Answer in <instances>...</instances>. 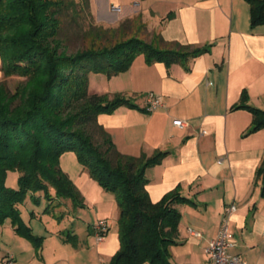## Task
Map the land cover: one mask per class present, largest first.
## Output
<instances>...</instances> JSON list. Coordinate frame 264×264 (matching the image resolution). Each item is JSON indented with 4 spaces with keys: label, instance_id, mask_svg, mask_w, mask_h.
<instances>
[{
    "label": "crops",
    "instance_id": "0c3cea01",
    "mask_svg": "<svg viewBox=\"0 0 264 264\" xmlns=\"http://www.w3.org/2000/svg\"><path fill=\"white\" fill-rule=\"evenodd\" d=\"M135 1L140 9L134 15L140 18L145 38L153 32L166 41L211 47L190 59L188 69L177 63L170 67L147 63L140 54L126 71L105 76L96 93H120L137 107L120 106L110 114H99L97 122L122 154L167 152L158 164L145 169L150 200L156 202L179 186L193 202L177 205L181 217L176 243L169 248L172 264H209L204 248L231 204L235 205L229 214L233 245L228 253L245 264H264V197L261 180L255 176L264 165V127L248 132L251 113L232 109L242 91L249 105L264 109V24L250 25L245 0ZM149 93L161 97V105L153 110L148 108ZM80 175L71 180L83 206L55 199L47 211L59 225L73 216L79 233L73 223H63L70 227L41 235V247L31 246L42 264H108L119 249L117 224L109 221L114 216L113 197L100 188L89 189L88 180ZM93 195L105 198L104 203ZM90 211L97 221L107 222L102 242H95L94 224L86 218Z\"/></svg>",
    "mask_w": 264,
    "mask_h": 264
},
{
    "label": "trees",
    "instance_id": "16d2710c",
    "mask_svg": "<svg viewBox=\"0 0 264 264\" xmlns=\"http://www.w3.org/2000/svg\"><path fill=\"white\" fill-rule=\"evenodd\" d=\"M251 26L264 24V0H245ZM88 7L87 0H82ZM76 4L67 0H0V71L2 78H24L12 91L0 82V224L9 220L14 232L37 250L42 236L34 235L19 212L27 194L38 203L44 197L52 208L55 199H69L83 206V199L59 158L73 151L89 176L114 195L117 208L119 249L108 264H172L171 245L176 243L181 213L177 205L193 203L179 186L152 202L145 188V169L167 154L150 156L120 153L110 135L97 122L120 106L137 107L120 93H89V74L110 78L126 71L142 54L145 62L177 63L188 69L190 59L209 51L211 44L195 46L166 41L159 33L150 39L138 33L124 35L123 27L91 28L89 46L68 53L60 36L63 12ZM134 25V24H133ZM140 30V31H139ZM143 36V35H142ZM91 38V39H92ZM113 38L112 41L108 40ZM104 40L97 46L93 41ZM241 92L232 109L244 108L252 115L253 132L264 127V109L247 103ZM18 173L17 187H7V171ZM255 176L264 197V165Z\"/></svg>",
    "mask_w": 264,
    "mask_h": 264
},
{
    "label": "rangeland",
    "instance_id": "374dc122",
    "mask_svg": "<svg viewBox=\"0 0 264 264\" xmlns=\"http://www.w3.org/2000/svg\"><path fill=\"white\" fill-rule=\"evenodd\" d=\"M67 1H71L76 4L75 10L73 7H68V9H66L60 17L62 21L60 36L63 39V47L68 53L90 45L93 38L91 34L87 35L85 33H87L91 28H97L100 26L101 29H112L117 28L120 25L123 27V32L126 36H128L127 34L138 33L136 28L140 18L137 17V15H134V12L135 10L138 11L140 9V5H136L135 0H87L88 7L83 4L82 0ZM140 36L147 40L149 38L147 36L145 38L144 35L142 36L141 34ZM112 39L113 38H108L110 41H112ZM93 42L97 46L106 44V42L101 39ZM23 79L24 78L18 76H11L9 78L1 77L0 82H5L7 89L12 91L19 82H22ZM89 80L90 84L88 92L96 93L97 90L100 89V85L106 81V77L102 73H91L89 74ZM60 158H62L60 167H62V170L65 169V171L69 173L70 179H76L78 174H81L80 176H82V179L84 178L85 180H88L85 185L86 187L89 189L94 187L103 190L94 179L87 175L86 169L77 161L73 151H66L62 153ZM17 176V171H7L5 185L7 187L16 188ZM104 192L107 194L106 196L110 195L114 198L112 193L107 191ZM92 197L95 201L97 200L101 204L105 201V198L95 197V195ZM113 198V215L117 217L118 209ZM46 203L47 201L44 197H40L39 202L36 203L30 195L27 194L23 203L18 206L23 222L30 226L34 235H48L47 233L49 232H54L64 227H70L65 226L63 223H66V225H72L73 223L75 231L79 233V228L77 226L78 223L75 222L76 220L73 216H69L67 219L63 218V220H61V224L59 225L57 222L58 219L53 216L52 213L44 211V208L47 205ZM114 216L111 217L109 221L111 224L116 225L117 222ZM86 218L87 221L92 224L97 222L95 213L92 211H90L89 216L86 215ZM83 228L86 229V225H84ZM7 255H13L18 264H42L34 256V250L31 243L24 237L14 232L8 219L0 224V262Z\"/></svg>",
    "mask_w": 264,
    "mask_h": 264
},
{
    "label": "built area",
    "instance_id": "2783aa9c",
    "mask_svg": "<svg viewBox=\"0 0 264 264\" xmlns=\"http://www.w3.org/2000/svg\"><path fill=\"white\" fill-rule=\"evenodd\" d=\"M148 108L153 110L161 105V97L149 93L147 96ZM174 123L178 126L183 123L180 120H174ZM235 210V205L231 204L225 209V213L219 224L216 235L210 239L204 250L208 257L209 264H245L238 255H230L228 253L229 247L233 245L229 237V214ZM95 242H102L108 231L107 222L103 219L98 220L93 226ZM198 235L197 233H195ZM0 264H18L13 255L5 256Z\"/></svg>",
    "mask_w": 264,
    "mask_h": 264
}]
</instances>
